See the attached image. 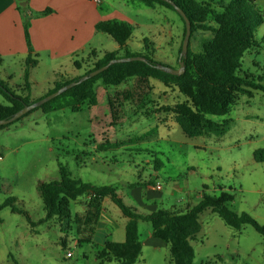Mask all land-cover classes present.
Instances as JSON below:
<instances>
[{
	"label": "rangeland",
	"instance_id": "374dc122",
	"mask_svg": "<svg viewBox=\"0 0 264 264\" xmlns=\"http://www.w3.org/2000/svg\"><path fill=\"white\" fill-rule=\"evenodd\" d=\"M101 1L111 6L112 13L106 12L111 19L132 24L126 43L129 52L145 50L142 40L147 39L155 48V61L179 68L183 26L173 10L158 4L150 8L139 1ZM256 6L263 12V23L256 31L259 37L264 33V0H257ZM211 36L209 31L193 32L188 38L190 51L198 52L201 42ZM115 45L101 33L91 48L114 51ZM122 54L119 52V56ZM253 63L264 67L263 52L246 54L242 65L243 72L261 74L262 70L254 68ZM87 67L75 74L82 75ZM25 68L23 58L4 59L0 63V83L29 101L44 97L52 88L47 85L53 80L51 63L42 57L38 65L28 69L29 93L21 90ZM73 73L72 70L65 78ZM127 85L105 88L97 83L94 106L85 105L75 112L69 108L49 113L37 109L0 128V204L14 199L13 206L21 211L13 213L9 206L0 208V264H118L96 260V239L79 242L82 230L87 228L83 219L92 209L86 197L70 202L68 218H46L37 184L62 176L77 183L111 186L124 204L143 214L191 207L201 194L214 196L223 191L233 197L228 204L230 210L247 213L264 225V162L253 160V153L264 149V96H242L228 114L211 117L229 121L223 135L187 138L173 115L161 109L179 101L177 91L157 82H152V91L142 104L115 102L112 116L107 99ZM5 104L0 93V105ZM155 159L162 164L158 172L152 171ZM146 182L156 183L153 188L157 192L145 191ZM134 187H139L137 197ZM102 210L109 223L104 227L113 232L111 240L122 241L126 218L108 199ZM199 221L201 231L190 241L192 264H264L261 237L249 225L236 232L209 212H204ZM149 228L148 222L137 221L141 244ZM60 240H64V246ZM134 264H171L168 247L142 244L141 257Z\"/></svg>",
	"mask_w": 264,
	"mask_h": 264
},
{
	"label": "trees",
	"instance_id": "16d2710c",
	"mask_svg": "<svg viewBox=\"0 0 264 264\" xmlns=\"http://www.w3.org/2000/svg\"><path fill=\"white\" fill-rule=\"evenodd\" d=\"M139 1L147 7L155 4L173 10L180 18L185 33L183 19L174 7L161 0H132ZM175 7L183 12L190 24V35L195 31H209L212 36L201 42L198 52H191L187 45L186 55L181 57L184 69L180 75L166 73L155 66L163 65L155 61L152 56L154 47L147 39H143V48L140 52H129L126 41L131 36V24L106 20L96 24V30L108 35L118 46L116 51H106L101 56L90 52L85 59L74 61L73 66L80 69L89 64V67L80 76L70 78L59 77L52 88L44 95L55 92L60 87L77 81L80 77L105 66L110 60L122 57L139 56L142 61L113 63L105 70L91 78L74 85L58 96L43 103L39 107L25 113L17 120L27 116L34 110L40 109L49 113L63 108L71 112L78 111L82 106L96 105L95 86L100 83L103 87L117 88L128 84L122 90H117L107 99L109 109L114 116L115 102L130 101L142 104L152 91V82L162 87L177 91L179 98L173 106H161V109L173 115L181 132L187 138L214 134L221 136L225 133L229 121L213 120L211 117H222L228 114L234 104L242 96L251 98L253 94L264 96V67L253 63V67L261 69L262 73L251 74L243 72V58L254 51L264 54V33L256 37L258 27L263 23V12L256 6L257 0H218L216 2H197L196 0H170ZM216 4V6H215ZM50 9L43 10L40 15H46ZM24 39L27 46V55L24 59V85L29 93L28 69L37 64L30 46L29 34L24 25ZM150 48V50H147ZM123 52L119 56V52ZM0 59V63H1ZM177 64L178 60H177ZM165 66V65H163ZM174 69V68H173ZM131 82V83H130ZM0 93L6 104L0 105V119L9 118L23 105H29L43 97L29 101L26 97L17 95L0 83ZM158 110V109H156ZM162 110L160 112H162ZM15 120V121H17ZM161 120V119H160ZM13 121V122H15ZM11 122V123H13ZM9 124L2 125L4 128ZM255 162H264V149L253 153ZM152 171L158 172L162 164L154 160ZM149 184L150 182L143 183ZM136 185H140L136 183ZM132 187L134 186L131 185ZM38 194L42 201L46 218H68V206L71 201L79 197L89 199L91 211L83 219L86 229L82 230L80 243H91L94 225L99 215V203L104 198L109 199L127 219L124 225V240L122 242L106 241L102 246H93L95 258L99 262L116 261L118 264H134L140 257L142 244L138 238L137 221L142 220L150 224V236L162 241L167 247L171 264H192L194 253L190 245L201 231L200 216L204 212L216 214L223 223L236 232L243 226L249 225L261 237L262 254L264 258V225L259 224L247 213L237 214L228 208L233 197L227 192L220 191L218 195L201 194V198L194 206H185L183 209L171 207L168 210H157L149 214L137 213L135 209L124 204L116 195L111 186H93L89 183H77L68 177L58 180L39 182ZM14 199H7L0 204L9 206L13 213H21L13 206ZM92 204V205H91ZM64 246V240H60Z\"/></svg>",
	"mask_w": 264,
	"mask_h": 264
},
{
	"label": "crops",
	"instance_id": "0c3cea01",
	"mask_svg": "<svg viewBox=\"0 0 264 264\" xmlns=\"http://www.w3.org/2000/svg\"><path fill=\"white\" fill-rule=\"evenodd\" d=\"M104 5L101 0L98 3H95L94 0H0L1 61L13 57L25 59L27 46L24 39V25H26L30 46L37 61L36 65L42 61V57L51 63L50 69L53 80L47 85H51L52 87L54 82L58 81L56 80L57 76L65 77L66 75H70L69 73L72 70L74 72L72 76H77L75 72L78 69L73 66L74 61L85 59L90 52H94L95 55L98 54V57L103 52H106L91 48L95 37L102 33L96 30L97 23L106 20H117L131 24L128 21L111 19V14L106 13L107 11L110 12L109 8L111 6ZM47 8L51 12L46 15H40ZM89 49L91 50L88 53ZM115 49H118L117 44L115 45ZM67 69L68 71L65 72ZM155 185L157 184L151 182L144 184V190L147 192H157L153 188ZM133 191L135 192L134 196L137 197L139 187H134ZM105 199L107 198H104L99 203V215L92 234V238L98 241L99 247L106 241L122 242L124 240V226L122 241L111 240L113 232L104 227V223L109 224L102 210ZM147 233L142 244L151 245L155 248L166 247L162 241L150 236V228Z\"/></svg>",
	"mask_w": 264,
	"mask_h": 264
},
{
	"label": "water",
	"instance_id": "95a60500",
	"mask_svg": "<svg viewBox=\"0 0 264 264\" xmlns=\"http://www.w3.org/2000/svg\"><path fill=\"white\" fill-rule=\"evenodd\" d=\"M164 1L166 3H168L169 5H171L172 7H174L175 11L180 15V17L183 19L184 21V25H185V33L181 42V49L178 55V63H179V68L178 69H173V68H169L163 65H157L155 66L157 69L162 70L166 73H170V74H175V75H180L183 73V63L181 62V57L186 55L187 52V45H188V38L190 35V24L189 21L187 20V18L185 17V15L183 14V12L181 10H179L177 7L174 6V4L170 1V0H161ZM129 61H142L145 62V58L143 57H139V56H134V57H122V58H118V59H113L110 60L105 66L96 69L90 73H88L87 75H84L82 77H80L77 81L75 82H70L62 87H60L59 89H57L55 92L50 93L48 95H46L45 97L29 104V105H23L19 110H17L16 112H14L9 118L7 119H0V126L2 125H6L9 124L15 120H17L18 118H20L21 116H23L25 113H27L28 111L32 110L33 108L39 107L40 105H42L43 103L49 101L50 99L58 96L59 94H61L62 92H64L65 90L73 87L74 85L86 80L87 78H91L94 75L98 74L99 72L105 70L109 65L113 64V63H120V62H129Z\"/></svg>",
	"mask_w": 264,
	"mask_h": 264
},
{
	"label": "built area",
	"instance_id": "2783aa9c",
	"mask_svg": "<svg viewBox=\"0 0 264 264\" xmlns=\"http://www.w3.org/2000/svg\"><path fill=\"white\" fill-rule=\"evenodd\" d=\"M95 3H98L99 0H94ZM159 188V187H158ZM71 254L69 252L66 253V256L69 257Z\"/></svg>",
	"mask_w": 264,
	"mask_h": 264
}]
</instances>
